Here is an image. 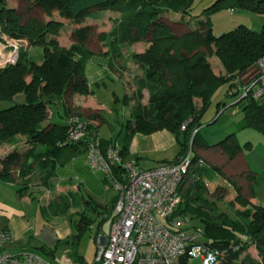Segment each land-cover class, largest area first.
Returning <instances> with one entry per match:
<instances>
[{
	"label": "trees",
	"instance_id": "16d2710c",
	"mask_svg": "<svg viewBox=\"0 0 264 264\" xmlns=\"http://www.w3.org/2000/svg\"><path fill=\"white\" fill-rule=\"evenodd\" d=\"M19 1L26 4L22 8L28 15L25 20L16 7L9 5V0H0V33L23 39L28 46H39L41 58L36 62L23 49L18 52L15 64L0 69V103L6 104L0 108V145L11 144L0 158V179L13 183L20 197L32 186L51 188L57 167L63 166L80 146L88 154L89 142L97 136L94 121L101 115L92 112L83 118L75 109L66 108L67 117L77 114L86 123L84 138L67 142V117L61 123L49 122L47 109L55 101L67 106L68 94H91L84 68L93 55L88 47L93 27L84 24L85 19L96 11L114 10L118 16L104 41L113 61H118L123 47L149 43L143 52L132 54L145 69L143 74L135 76L136 87L131 95H125L133 100V121L125 123V144L120 154L123 158H132L126 151L134 132L150 134L161 129L171 132L179 151L170 162L185 153L191 143L193 161L200 159L201 164L192 168L179 187L182 200L174 215H187L199 221L203 243L221 252L219 264H264V206L251 201L253 188L264 181V173L249 169L245 177L247 187L242 188L234 179L224 178L218 167L204 163L195 152L198 147L209 146L197 141V137L202 117L222 87L226 88L227 95L235 97L231 107L240 109L242 118L236 123L235 131L213 146L219 147L231 160L241 150L236 132L251 128L264 134V93L258 98L252 97L253 87L244 96L241 92L253 82L264 89L261 84L264 68L257 66V61L264 57V22L258 30L240 23L216 35L212 21L214 14L228 10L264 15V0H214L200 16L191 13L193 0ZM37 9L49 18L40 20L32 16ZM54 11L73 25L68 47L61 46L57 40L64 23L51 17ZM171 12L179 13L178 18L173 19ZM180 30L184 33L178 36ZM209 56L219 61L223 73L213 72ZM109 66L114 69L112 62ZM145 89L148 99L143 105ZM19 95L20 102L14 100ZM109 144L100 138L103 155ZM112 171L124 178L118 165ZM212 172L222 176L224 183L210 187L206 178ZM226 184L234 190L230 198H226ZM115 201L116 197L112 209ZM219 201L227 212L218 208ZM64 203L67 200L58 196L48 202L47 210L54 212L57 204L61 210ZM89 222L90 217L82 216L75 224L78 233L73 242L79 240L80 231ZM250 245H254L257 259L247 252ZM33 251L44 257L52 254L44 247ZM179 264H188L187 258L182 257Z\"/></svg>",
	"mask_w": 264,
	"mask_h": 264
},
{
	"label": "crops",
	"instance_id": "0c3cea01",
	"mask_svg": "<svg viewBox=\"0 0 264 264\" xmlns=\"http://www.w3.org/2000/svg\"><path fill=\"white\" fill-rule=\"evenodd\" d=\"M241 14L245 13H242L240 10H228L214 14L212 16L213 33L219 35L227 31H216L215 28L229 18H233L234 16L239 17ZM178 16L171 17L177 19ZM219 16L225 17V19ZM45 17L46 19L49 18ZM51 17L62 21L64 26H66L67 22L58 15L57 11H54ZM90 17L85 19L84 24L91 25V23H86L87 20L91 19ZM260 18L259 23L261 25L264 22V15ZM69 25L71 31L73 25ZM58 42L61 46L65 47H68L71 43L69 41L68 45H65L61 44L60 41ZM101 46L102 52L98 54L94 53L88 45L93 55L85 65L84 76L89 89L92 91L91 94H73L71 99L68 98L67 106L60 101L50 104L47 109L48 121L53 123L63 122L68 115L67 109H75L83 118L92 112L98 113L101 116L94 121L97 136L101 137L99 135V128L101 129L103 126H107L110 132L119 133L117 139H113L111 134L109 138L101 139L108 140L110 143L117 145L119 151H121L125 144V123L128 120L133 121L131 112L133 100L125 97V95L130 96L132 92L128 93L127 83L123 80L120 72L117 71L116 61H113L108 48L105 49L104 41ZM111 62L114 64V69L109 66ZM217 62L214 61V64H212L209 61L213 72L218 75L223 73V69L219 61ZM105 80L119 82L121 85L123 105L118 109L105 107L93 93L92 88L94 83H103ZM261 84L264 86V75L261 77ZM236 90L238 89H233L232 91ZM118 95L114 94L117 102H119ZM229 97L231 100L226 101ZM18 98L19 100L16 101L20 102L22 96L19 95L17 96ZM234 98V96L227 95L226 88H220L213 96L211 104L207 109L208 111L210 107H213L215 117L209 121L205 119L207 111L202 117V127H205L215 124L219 116L225 114L224 119L220 122V127L216 129L218 136L213 141L218 142L227 134L235 131L236 123L242 118V111L231 107L234 103ZM141 103L143 105L147 104V102L144 103L142 100ZM202 130L200 129L197 141L209 146L206 148L198 147L195 149V152L198 156L205 159L206 163L210 166L215 157L218 158L217 160H224L223 162L226 163L223 167L225 172L222 171L224 178L241 179L243 183H240V185L245 184L246 188L247 181L245 177L248 175L249 169L255 173H259V169H262L264 173V150L260 152L256 151L259 144L255 148L250 143L244 146V148L241 147V150L234 158L229 160L219 147L213 146L216 142H208L210 141L209 136L206 133H202ZM8 150L9 148L1 150L0 158ZM178 151L179 145L174 135L165 129H161L150 134L132 133L128 142L126 155L132 157L140 168L150 169L174 160ZM51 185V188L32 186L22 196L18 197L14 184L8 180L0 179V229L7 231L10 237L4 245V249L11 253H19L23 250L33 251L39 247H44L52 251L51 258L66 254L71 260H75L76 262L80 260L82 263H88L85 253L90 240L83 239V234L91 227L95 231L93 236L94 246L92 248L93 260L98 243L104 242L108 235L112 219V205L116 192L112 184L106 179L103 171L96 166L90 165L87 151L83 150L82 146L77 148L75 154L63 166L57 167L56 175L51 179ZM259 189L260 187L254 186V196L251 201L264 206L259 200L258 194H256V191ZM58 196L62 197L63 200H67V204L64 203L61 210H59L58 204L55 206L54 212L47 210L48 202L51 199H56ZM82 216L90 217V222L80 231L79 240L73 242L74 236L78 233L75 224L78 223ZM197 225L201 226L200 224ZM252 248L255 251L254 256L250 251ZM247 252L252 258L257 259L254 245H250Z\"/></svg>",
	"mask_w": 264,
	"mask_h": 264
},
{
	"label": "built area",
	"instance_id": "2783aa9c",
	"mask_svg": "<svg viewBox=\"0 0 264 264\" xmlns=\"http://www.w3.org/2000/svg\"><path fill=\"white\" fill-rule=\"evenodd\" d=\"M8 46L5 50L7 46L0 43V68L15 64L18 59V45ZM257 66L264 68V57ZM251 88L254 98L264 93L263 87L253 82L241 89L242 95ZM66 123L67 142L84 138L86 123L77 114H70ZM192 155L190 143L175 161L142 169L134 159L123 158L113 143L103 155L100 138L93 137L88 145V162L103 171L116 192V201L108 235L98 243L92 262H76L66 254L44 257L32 250L11 253L4 249L9 233L0 229V264H179L182 257L187 258L188 264L193 260L218 264L221 252L203 243L202 227L191 226L187 215H174L182 200L179 187L192 168L201 164L200 159L193 161ZM114 165L122 169L124 178L114 174Z\"/></svg>",
	"mask_w": 264,
	"mask_h": 264
},
{
	"label": "rangeland",
	"instance_id": "374dc122",
	"mask_svg": "<svg viewBox=\"0 0 264 264\" xmlns=\"http://www.w3.org/2000/svg\"><path fill=\"white\" fill-rule=\"evenodd\" d=\"M214 0H193V9L191 10V13L193 15H198L200 16L203 12V9L206 8L207 6H209ZM9 5L10 6H14L17 8V11L22 13L23 15V20H25L27 18L28 15H25L22 11V8L24 5H26L24 2L19 1V0H9ZM242 13L245 14H241L239 17L234 16L233 18H229L227 21L222 22L221 25H218L215 30H230L233 29L234 27H236L238 24L243 23L246 26H248L249 28L253 29V30H258L260 28V17H262V15L259 14H254L248 11H241ZM178 14L171 12L170 16H174L176 17ZM238 15V14H237ZM249 15V16H248ZM32 16H35L37 18H39L40 20H45L46 17L45 15L42 13L41 10H35L32 12ZM118 16L117 11L114 10H101V11H96L94 12V14L90 17L91 19L87 20L86 23H91L92 27H93V33L90 36L89 39V47L90 49L94 52V53H98L100 54L102 52V46L101 44L103 43V41L106 40V38L108 37L113 24L116 20ZM221 18L222 16H219ZM232 22V23H231ZM64 26V25H63ZM69 32H70V25L67 23L66 26L62 27V29L60 30L59 36L57 38L58 41H60L61 44H65L68 45L69 43ZM184 31L180 30L177 32V35H181L183 34ZM14 41V42H13ZM17 41V42H16ZM106 42V41H105ZM0 43L6 45V49L8 50L10 47L8 46L9 43L12 44H17L18 45V52H20L23 49H26L29 53L30 58H32L33 60H35L36 62H39L40 58H41V48L39 46H28L27 42L23 39H12L9 38L6 35H1L0 34ZM148 42H138V44H134L133 46H129V47H123L121 49L120 52V58L118 59V61L115 62L116 64V69L120 72L123 80L127 83V91L130 94L131 92L134 91L136 84H135V76L136 75H141L144 72V67L136 62L133 58H132V54L133 53H141L145 50V48L148 46ZM101 47H100V46ZM108 48L107 45L105 44V49ZM202 50V49H201ZM208 60L212 62V64H214L213 62L216 61V63H218L217 59L213 56H209ZM3 68V67H2ZM1 69V68H0ZM27 80H29V78H27ZM93 93L95 96H97L101 103L107 107V108H116L118 109L120 106L123 105V92L121 90V85L119 82H113V81H109V80H105L103 83H94L93 85ZM233 90V89H231ZM230 90V92H231ZM229 92V93H230ZM236 92V91H234ZM114 94H119V102H117L115 100V96ZM232 94V93H230ZM233 96V95H231ZM244 96V95H243ZM68 97L71 99L72 95L68 94ZM148 99V92L147 90H143V94H142V101L144 103L147 102ZM14 100H19V98L17 99V97L14 98ZM231 98H227L226 101H230ZM6 104L4 103H0V108L5 107ZM62 111V110H61ZM81 116V115H80ZM225 114L220 115L218 121L215 124H211L209 126H205L202 127V133H206L207 136H209V140L208 142L212 143V142H217V141H213L215 140V138H217L218 134L216 132V129H218V127H220V122L224 119ZM215 117V112H214V108L210 107L209 110L207 111L206 115H205V119L212 120ZM83 120V119H82ZM92 134V132H91ZM110 134L112 135L111 137L113 139H117V136L119 135V133L117 134L116 132L112 131L110 132V130L107 128V126H103V128H99V135L101 136L100 138H104L107 139L109 138ZM124 134V131H123ZM18 137V136H16ZM19 139V137L17 138ZM21 139V137H20ZM236 141L238 143V145L240 147L246 146L247 144H253V147L255 148L257 144H259V147L256 149L257 152H260L261 150H264V134L259 133L251 128H247V129H243L240 130L236 133ZM11 144H2L0 145V151L1 150H5L7 148H10ZM194 151V149H193ZM199 158H201L200 156H198ZM203 160L204 163H206L205 159L201 158ZM218 158H213V163L211 164V166H216L219 169H221V171L225 172L223 167L225 166V162L221 161V160H217ZM207 164V163H206ZM235 170V168H234ZM259 174H262L263 170L259 169ZM224 179L222 178V176L220 175H216L214 172H212L211 177H207L206 178V182L208 183V185L210 187H214L217 183H221L223 184ZM234 181L237 182V184L239 185L240 183H243L241 179H234ZM227 183V182H225ZM227 185V197L226 198H230L232 197V195L234 194V190L232 188V186L229 184ZM242 188H245V184L242 185ZM257 187H260L259 190L256 191V194H258V198L261 201L262 204H264V181ZM245 190V189H244ZM243 190V191H244ZM217 206L220 210L227 212L228 210H226L224 204L219 201L217 202ZM199 224V221L197 219H190V225H197ZM95 234V231L93 230V228H89L88 230H86V232L83 234V239H89V243H88V249L85 253V258L87 260L88 263L92 262V248L94 246V242H93V236ZM249 247V246H248ZM248 250V248H247ZM251 254L254 256L255 255V251L250 250ZM63 255V254H62ZM192 264H199L198 260H193ZM219 264V263H218Z\"/></svg>",
	"mask_w": 264,
	"mask_h": 264
}]
</instances>
